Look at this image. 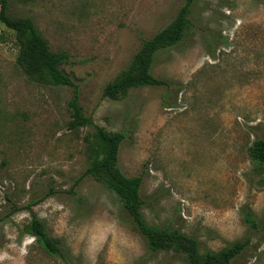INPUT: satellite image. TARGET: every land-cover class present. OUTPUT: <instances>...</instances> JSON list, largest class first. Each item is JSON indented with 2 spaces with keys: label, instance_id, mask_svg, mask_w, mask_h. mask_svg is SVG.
<instances>
[{
  "label": "rangeland",
  "instance_id": "1",
  "mask_svg": "<svg viewBox=\"0 0 264 264\" xmlns=\"http://www.w3.org/2000/svg\"><path fill=\"white\" fill-rule=\"evenodd\" d=\"M185 1L7 0L10 17L31 19L50 51L66 54L75 86L26 75L16 33L0 22V264H64L28 233L33 215L73 264H186L152 254L103 176L86 175L94 128H68L75 89L95 126L126 134L118 167L143 177L148 225L214 252L250 238L233 264H264V186L249 155L264 139V0H198L183 42L151 69L171 88L104 97Z\"/></svg>",
  "mask_w": 264,
  "mask_h": 264
},
{
  "label": "trees",
  "instance_id": "2",
  "mask_svg": "<svg viewBox=\"0 0 264 264\" xmlns=\"http://www.w3.org/2000/svg\"><path fill=\"white\" fill-rule=\"evenodd\" d=\"M198 0H186L178 11L174 20L152 38L144 39L139 52L133 59L128 71H125L114 82L104 89V97L117 99L130 89L143 87H170V83L154 77L151 69L160 52L173 49L183 42L186 32L190 28V16ZM7 0H0V22L16 33L21 51L18 66L23 72L38 82L52 86H72L73 80L61 69L67 61L64 53L50 51L46 40L37 30L34 22L29 18H13L7 13ZM214 57V56H213ZM173 105V104H172ZM169 104L170 107H173ZM71 120L69 130L77 131L82 128L93 127L94 132L87 137L88 167L86 175L103 176L108 188L122 201L125 211L129 214L135 230L143 236L152 254L159 252L183 255L186 264H233L250 244V238L237 241L220 252L202 249L198 240L177 229H157L146 223L142 215L144 200L141 197L143 177H126L118 167L120 147L126 139L123 132L109 133L99 126H95L92 119L83 114L79 104V94L74 90L69 101ZM250 158L256 163L261 172L260 183L264 186V139H257L249 148ZM30 206L23 208L30 210ZM21 210V209H19ZM246 222L252 228L258 225L252 212L246 213ZM28 233L41 240L46 249L64 262L73 264L69 249L62 240L53 237L47 230L43 220L32 216Z\"/></svg>",
  "mask_w": 264,
  "mask_h": 264
}]
</instances>
